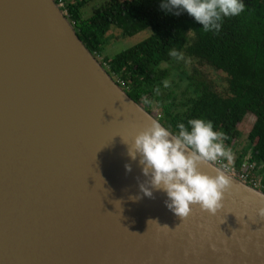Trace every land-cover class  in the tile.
Here are the masks:
<instances>
[{
	"label": "water",
	"instance_id": "1",
	"mask_svg": "<svg viewBox=\"0 0 264 264\" xmlns=\"http://www.w3.org/2000/svg\"><path fill=\"white\" fill-rule=\"evenodd\" d=\"M153 120L55 0H0V264H264L261 189L202 162L232 181L215 215L144 196L125 142Z\"/></svg>",
	"mask_w": 264,
	"mask_h": 264
},
{
	"label": "trees",
	"instance_id": "2",
	"mask_svg": "<svg viewBox=\"0 0 264 264\" xmlns=\"http://www.w3.org/2000/svg\"><path fill=\"white\" fill-rule=\"evenodd\" d=\"M91 1L55 0L97 60L112 27L120 36L149 29L141 42L99 62L170 132L178 134L179 123L200 118L224 134L226 148L235 147L241 137L238 124L248 112L255 116L235 167L240 168L244 159L254 163L252 176L264 192V0H243L244 11L224 17L219 31H205L186 12L165 13L161 0H104L85 16L83 8ZM173 50L184 58L172 57ZM188 61L190 72L184 66ZM203 67L225 74L223 91L204 77ZM172 70L187 81L179 95L171 89ZM154 102L161 109L158 115L150 109Z\"/></svg>",
	"mask_w": 264,
	"mask_h": 264
},
{
	"label": "clouds",
	"instance_id": "3",
	"mask_svg": "<svg viewBox=\"0 0 264 264\" xmlns=\"http://www.w3.org/2000/svg\"><path fill=\"white\" fill-rule=\"evenodd\" d=\"M160 8L177 16L186 12L205 31H219L223 18L239 15L245 5L243 0H161ZM170 55L184 58L175 50ZM177 128L178 134H173L159 121L153 120L134 136L130 144L123 140L128 145V156L132 160L139 156L142 174L148 178L146 184H140V190L147 197H152L153 190L163 191L168 198L165 206L181 221L191 214L192 205L215 215L223 207L232 181L219 170L214 176L201 171L200 164L218 158L230 161L232 152L225 148L224 134L215 131L211 121L191 119L187 125L179 123ZM125 169L131 171V165H125ZM256 214L264 217V206L257 208ZM150 222L156 223L154 220ZM161 228L176 229H169L167 225Z\"/></svg>",
	"mask_w": 264,
	"mask_h": 264
},
{
	"label": "rangeland",
	"instance_id": "4",
	"mask_svg": "<svg viewBox=\"0 0 264 264\" xmlns=\"http://www.w3.org/2000/svg\"><path fill=\"white\" fill-rule=\"evenodd\" d=\"M103 2L104 0H93L89 2L83 8L84 15L89 16L92 12V9L94 7L100 6ZM149 32H150L149 29H144L131 36H120L119 30L112 27L109 33L106 35L104 47L100 57L101 58L104 56L112 57L115 54L121 52L122 50L134 46L135 44L144 40L149 35ZM101 58H99V60ZM184 66L187 72H190L191 63L189 61L185 62ZM202 71L204 73V77L207 80L211 81L219 91H223L225 89V84H226L225 74H223L221 71L213 70L207 67H203ZM170 85L173 92L179 95L180 91L186 88L187 81L180 80L179 72L177 70H172V73L170 75ZM150 109L153 111L154 114L157 115L161 112L160 106L156 102L152 104ZM254 121H255V116L250 112L246 113L243 120L238 124V128L241 132V137L238 140V144L235 147H227V148L225 147L226 149H230L232 152L233 158L232 160L229 161L230 165L232 164L235 165V158L239 156V153L242 151L244 147H247V135ZM222 159H226V158H218L217 160L222 161Z\"/></svg>",
	"mask_w": 264,
	"mask_h": 264
},
{
	"label": "built area",
	"instance_id": "5",
	"mask_svg": "<svg viewBox=\"0 0 264 264\" xmlns=\"http://www.w3.org/2000/svg\"><path fill=\"white\" fill-rule=\"evenodd\" d=\"M219 167H221L227 174L237 177L238 179L259 188L260 181L252 176L251 170L254 167V163L248 162L244 159L240 168H236L235 165H230L229 160L222 159L217 161H212ZM252 176V177H251Z\"/></svg>",
	"mask_w": 264,
	"mask_h": 264
}]
</instances>
